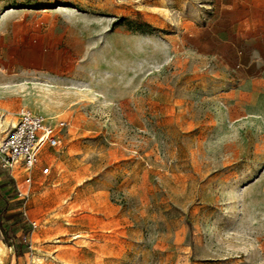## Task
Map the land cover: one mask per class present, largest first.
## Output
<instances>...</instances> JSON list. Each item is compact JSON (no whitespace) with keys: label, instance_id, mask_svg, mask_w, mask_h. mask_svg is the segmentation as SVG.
Masks as SVG:
<instances>
[{"label":"rangeland","instance_id":"rangeland-1","mask_svg":"<svg viewBox=\"0 0 264 264\" xmlns=\"http://www.w3.org/2000/svg\"><path fill=\"white\" fill-rule=\"evenodd\" d=\"M22 107L70 127L0 162L2 264H264V0H0V139Z\"/></svg>","mask_w":264,"mask_h":264},{"label":"built area","instance_id":"built-area-1","mask_svg":"<svg viewBox=\"0 0 264 264\" xmlns=\"http://www.w3.org/2000/svg\"><path fill=\"white\" fill-rule=\"evenodd\" d=\"M70 120L58 116H46L22 107L15 119L2 128L5 133L0 139V162L7 170H21L24 182L32 183L35 169L45 161L50 152L59 155L65 151L63 142L69 131ZM51 164L45 163L42 174H49ZM23 194L22 191L19 192Z\"/></svg>","mask_w":264,"mask_h":264},{"label":"trees","instance_id":"trees-1","mask_svg":"<svg viewBox=\"0 0 264 264\" xmlns=\"http://www.w3.org/2000/svg\"><path fill=\"white\" fill-rule=\"evenodd\" d=\"M2 166V165H1ZM3 167V166H2ZM5 168V167H3ZM6 169V168H5ZM7 170V169H6ZM8 172V170H7ZM2 173L0 168V174ZM13 178V177H12ZM14 178L12 179V183L16 185L14 182ZM11 195H4L2 191V185H0V198L1 200H9ZM0 200V203H1ZM19 204L21 201H18ZM17 202V204H18ZM12 210V211H11ZM0 231L4 235L5 241L11 245V241L15 238L19 239V243L17 245L16 253L18 256L22 255L25 252V247H23V241L25 239L24 235L29 232V227L26 222L23 221V212L21 210H17L15 207L11 209L9 207H4L0 212Z\"/></svg>","mask_w":264,"mask_h":264},{"label":"bare ground","instance_id":"bare-ground-1","mask_svg":"<svg viewBox=\"0 0 264 264\" xmlns=\"http://www.w3.org/2000/svg\"><path fill=\"white\" fill-rule=\"evenodd\" d=\"M5 120V119H4ZM5 249H7V246H5V248H3L2 250L0 249V264H2V252H6V250ZM7 252H8V250H7ZM4 255V254H3Z\"/></svg>","mask_w":264,"mask_h":264}]
</instances>
